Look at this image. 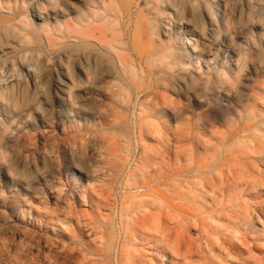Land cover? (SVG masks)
<instances>
[{
	"label": "rangeland",
	"instance_id": "obj_1",
	"mask_svg": "<svg viewBox=\"0 0 264 264\" xmlns=\"http://www.w3.org/2000/svg\"><path fill=\"white\" fill-rule=\"evenodd\" d=\"M247 93L239 111L260 110L264 0H0V264H205L208 240L220 264H264V185L241 178L264 171L242 154L264 157V122L221 150L240 178L224 220L144 188L231 130L197 103Z\"/></svg>",
	"mask_w": 264,
	"mask_h": 264
},
{
	"label": "bare ground",
	"instance_id": "obj_2",
	"mask_svg": "<svg viewBox=\"0 0 264 264\" xmlns=\"http://www.w3.org/2000/svg\"><path fill=\"white\" fill-rule=\"evenodd\" d=\"M223 85H225V83H223ZM59 87L60 86H57L58 90ZM63 92L65 91L63 90ZM248 96H249L248 93L244 94L243 100H241L242 101L241 104L233 105L232 108L225 106L224 103L220 102V100H216L214 98L208 99L205 97L203 98L202 102L197 103L198 106L210 105L213 106L214 108L221 107L228 110L227 116H229L231 118L230 120L234 122L231 127V130H229L227 133L220 135V137L218 138V142L220 143V147L218 148V150L215 151L205 150V154L202 157H198L199 160H195L190 163L188 162L186 165L179 166L177 169H172V167L170 169V164L165 162L163 165V172L161 174L159 173L160 175H158L157 177L152 178L148 184L144 185V188L151 189L153 185L154 188L162 187L163 189H165L164 190L165 194L163 195V199L165 201L166 206L171 204V200H178L181 203H183V205L193 209L192 204L194 201L197 204H201L202 206L200 209H198V214H200L202 218L204 216L206 217V215L212 214L213 216L214 215L219 216V219L224 220V216H220V214L224 213L227 210H231L235 208L236 202L237 200H239L235 196L234 197L231 196V192L239 188L240 178L239 176H234L231 179L222 170L224 164L232 162L233 159L230 158V156H228L227 154H223L221 150L224 149L223 147L226 146L228 142L234 140L237 136H240L242 133H246L248 130H250V128L260 127L261 123L264 122V95L261 99V103H258L256 102V100H254L255 106L261 108L260 110L258 111L254 110L253 112H251L250 108L247 106L248 108L247 110L245 109L244 112L239 111L241 105L242 108H244ZM159 112L161 114H164L163 116H165L167 119L169 117L173 119L179 118V114H176V112L169 114L167 112V109H159ZM68 115L72 116V114L70 113H68ZM205 126H209V125L205 124ZM259 140L260 143L257 141L255 142L256 146L254 151L256 156H258L257 154H260L261 152L264 153V143L261 141V139ZM242 154H244L243 159L248 160L247 161L248 163L250 162L251 159L254 160L255 164L253 165L251 163L252 164L251 166L250 163L247 164L249 166L248 168L250 169L264 168V157L256 158L252 156L251 153L245 151H242ZM218 169H220V173L214 175V172H216V170ZM262 172L263 173L259 176L257 175L252 176L253 172L248 174L252 177L251 181H248L250 176L244 174L241 177L242 183L247 180V182H244V184L247 185L248 188L250 187L252 191L260 189L261 188L260 186L264 185V171ZM86 175L88 177V174ZM170 193H172L173 195L172 194L170 195ZM235 195L238 197L237 193ZM252 197H253L252 200H258L259 194L254 193ZM210 200L212 201L211 203L212 208H210L207 205L208 201ZM139 204L143 206L146 205L147 203L143 201L142 203ZM255 210H252V208L250 207L247 208V212L249 213V215L247 216H252L253 211ZM179 213L181 214L182 212ZM184 213L188 214L186 210ZM198 219L200 218L198 217ZM243 222H246V218L242 217V223ZM211 232L212 234H217V235L222 234L221 228L213 225L206 227V235ZM258 240L259 239L256 238L253 241L255 247H256L255 242ZM208 241H209L207 242L208 247L206 248L202 247L203 250L202 254L204 255L205 264H220L215 258L210 257L208 254V250L213 251L215 253H219L220 249L216 246V242H214L213 240H208ZM238 241L241 242L243 246L249 244L248 242H244L242 239H238ZM232 244H233L232 250L234 251L242 250L241 247L236 245V243H232ZM235 246L236 248H233Z\"/></svg>",
	"mask_w": 264,
	"mask_h": 264
}]
</instances>
